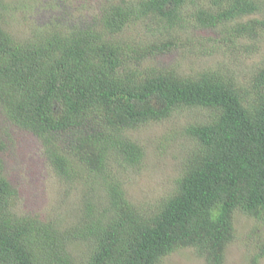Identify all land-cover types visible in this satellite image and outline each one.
Wrapping results in <instances>:
<instances>
[{"label": "trees", "instance_id": "16d2710c", "mask_svg": "<svg viewBox=\"0 0 264 264\" xmlns=\"http://www.w3.org/2000/svg\"><path fill=\"white\" fill-rule=\"evenodd\" d=\"M187 8L196 32L218 29L207 40L231 59L254 48L242 41L264 38V0H106L86 26L44 22L24 38L7 30L10 8L0 0V116L33 135L52 173L80 193L72 212L45 221L14 213L17 192L1 158L12 135L0 131V264H160L189 248L223 264L236 212L264 218V66L241 83L224 62L190 75L148 64L207 43L177 36ZM140 21L150 40L119 37ZM182 110L204 119L184 131L193 146L174 190L155 206L137 205L119 172L146 152L128 134ZM256 249L249 264L264 258V243Z\"/></svg>", "mask_w": 264, "mask_h": 264}, {"label": "rangeland", "instance_id": "374dc122", "mask_svg": "<svg viewBox=\"0 0 264 264\" xmlns=\"http://www.w3.org/2000/svg\"><path fill=\"white\" fill-rule=\"evenodd\" d=\"M5 1L10 9L6 15H3L4 23L9 33L18 38L28 36L34 28L40 27L44 22L50 24L60 22L66 26L85 23L83 26H86L106 2V0H21L22 2L17 4L19 0ZM14 4L19 5L20 8H16ZM192 9L183 10L182 13L187 18L188 24H185L187 28L184 30L176 29L177 36L184 38L196 33L200 38H206L205 40L210 37L218 38V29L196 32L192 28L194 24L189 17ZM250 18H259V16L253 15ZM146 23L147 21L135 23L130 28H126L119 37L126 42L150 40L151 35L147 33ZM242 42L245 45H254V48L252 51L241 50L232 59L229 58V53L224 55L220 52L223 49L219 48L218 41L207 40V43L203 42L196 48L181 49L148 59V64L159 68L171 66L180 73L190 75L224 62L230 66L231 73L237 75L236 78L241 83H245L264 66V38ZM213 43H217L213 50L198 53L199 47L210 49ZM203 119L202 112L197 110L176 111L167 120L151 123L129 132L128 135L140 142L146 152L138 167L128 173L119 172L124 180L127 197L133 203L149 208L174 190L176 177L182 169L181 161L193 146L184 131L190 124L198 123ZM4 129L12 135L11 142L13 141L1 154L4 176L17 192L13 212L18 216L40 218L43 221L48 216L72 212L79 202L80 193L75 191L74 185L69 186L52 173L42 156L39 141L33 135L5 124L0 116V131ZM164 137L171 139L168 143L170 145L165 150L158 144V141ZM117 168L113 165L112 169L115 171ZM234 227L236 237L226 248L223 264H249L251 256L257 251V243H264V218L254 220L236 212ZM160 264H206V262L189 248L177 250L166 256ZM259 264H264V258Z\"/></svg>", "mask_w": 264, "mask_h": 264}, {"label": "clouds", "instance_id": "9594fccd", "mask_svg": "<svg viewBox=\"0 0 264 264\" xmlns=\"http://www.w3.org/2000/svg\"><path fill=\"white\" fill-rule=\"evenodd\" d=\"M210 211H212V215H213V217L215 216V212L213 211V210H210Z\"/></svg>", "mask_w": 264, "mask_h": 264}]
</instances>
